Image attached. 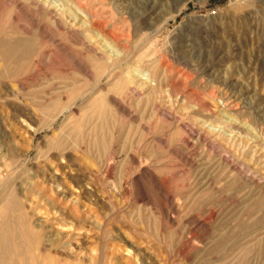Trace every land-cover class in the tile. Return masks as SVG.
I'll return each mask as SVG.
<instances>
[{"label": "rangeland", "instance_id": "rangeland-1", "mask_svg": "<svg viewBox=\"0 0 264 264\" xmlns=\"http://www.w3.org/2000/svg\"><path fill=\"white\" fill-rule=\"evenodd\" d=\"M103 1L106 8L101 20L107 29L123 37L131 35L132 41L135 40V23L139 22V5L148 2L156 4L158 8L157 16L152 20L154 28L142 33V46H129L132 62L128 63L129 68L140 67L141 71L158 67V82H155L157 86L154 91L139 89L142 97L138 94V97H132L131 94L123 96L120 91L113 90L110 87L112 81L105 78L101 96L107 93V96L117 97L129 107L131 118H126V126L133 127L130 144L136 149L137 146L147 147L151 151L153 163L160 160L157 167L172 196V202L165 195L162 197L168 217L165 223H158L156 187L147 179L134 188L129 187L130 180L125 183L124 186L130 191V202L125 201L121 194L123 190L117 195L118 209L109 221V229L114 235L115 232L120 233L126 243H111L108 251L110 257L131 264L129 258L133 251L127 248L134 245L137 252H152L153 264H244L240 236L244 202L243 194L238 189L244 186L246 169H250L256 181L264 179V3L259 0H113L114 5H110L112 1ZM99 2L96 0L94 3ZM25 3L27 0H21L19 5L10 0H0V39L9 32L19 36L20 30L44 37L37 38L38 51L34 60H29V64L27 60L24 67L23 63L20 65L22 68L19 67L20 63H14L7 70L0 60V126L8 133L6 146L12 145L19 152L26 150L34 128L28 122L26 113L17 111L12 102L2 100L5 95L3 86L7 81L6 71H11L14 76L18 70L19 73L22 71L19 80L33 77L35 80L27 83V91L32 95L35 90L37 93L48 83L50 85L54 77L59 76L58 72L63 71V76L78 82V88L74 90L84 89L81 93L87 96L91 85H86L83 76L74 75L75 65L68 61L66 54L70 52L87 57L82 41H86L84 35L91 32L96 38L97 33L90 30L80 17L83 13L79 10L75 21L69 19L67 25L64 22L66 28H60L49 16L37 14V23L42 31L38 32L19 8ZM177 8L180 9L178 13L175 12ZM51 9L58 11L54 7ZM70 22L77 27L69 30ZM157 28L161 29L155 32ZM73 33L78 36L75 37ZM95 40L98 42L101 38L97 36ZM96 42L87 44H94L97 53L101 54ZM140 56L144 58L140 60ZM40 59L41 65L37 69ZM160 59H163V66L159 63ZM88 64L90 70L95 71L92 64ZM22 69L28 70L30 77ZM80 104L81 101L78 109L83 108ZM155 105L161 111L156 110ZM64 119L65 116L59 117L50 130L38 134L36 144L46 146L49 137L56 134L54 131ZM141 119L146 129L144 125L139 126ZM199 134L202 136L196 142ZM155 137L165 139L164 148ZM34 152L35 148L31 156ZM3 154L5 151L0 146V157ZM43 165L45 168L43 163L39 167L44 169ZM117 173L112 178L116 183ZM56 174L64 177L59 171ZM202 175L210 177L211 187L201 185L204 182ZM35 179L32 182H40L38 185L44 187L41 179ZM56 186L46 185V193L60 200L61 197L55 195ZM142 187L151 203L141 211L136 208L134 200L139 197ZM65 190L68 200L62 206L67 207L69 212H75V198L80 189L69 184ZM98 195L100 199L106 200L107 195ZM193 197H196L194 203ZM208 198L211 199L210 207L214 214L206 223H199L197 221L205 219ZM229 199H233V203ZM83 203L88 226L82 231H72L77 243H83L88 249H84L85 254L97 246L99 232L93 225L102 226L105 223L104 215L110 212V207L105 204L104 207L108 208H101L102 202L98 204L100 207L85 200ZM116 215L123 216L127 222L120 221ZM52 216L50 213V218ZM39 217L46 218L45 215ZM231 228L237 233L234 249L226 239ZM116 243L120 248L116 247Z\"/></svg>", "mask_w": 264, "mask_h": 264}, {"label": "bare ground", "instance_id": "bare-ground-1", "mask_svg": "<svg viewBox=\"0 0 264 264\" xmlns=\"http://www.w3.org/2000/svg\"><path fill=\"white\" fill-rule=\"evenodd\" d=\"M10 1L18 5L21 2V0ZM95 1L27 0L25 5L21 4L19 7L25 14H23L24 18L34 24L38 32L41 31V26L37 23L38 18H36L39 13L51 17L52 21H55L60 28H66L69 19L75 21L77 11H81L83 15L80 17L82 16L83 21L89 25L91 31L97 32L96 38L91 32L86 33L85 40L92 44L93 41L96 42L97 36L100 37L101 41L96 43L103 54H98L97 49L93 47L94 44L93 46L89 45L82 39L87 57L70 52L66 54L68 61L75 65L74 75L83 76L86 79V85H91L87 96L81 93L84 90L82 88V91L78 90L80 93L74 90L78 88V82L63 76L65 74L63 71L58 72L59 76L54 77L51 86L48 83L46 87L42 88L43 90L37 93L34 88V95L27 91V83H32L35 80L33 77L19 80L18 76L22 71L19 73L18 70L15 76L10 73L11 71H6L5 79L7 81L3 86L5 95L2 100L12 102L17 111L26 113L27 120L33 125L34 131L28 140L26 150L19 152L12 145L6 146L9 140L8 133L0 126V146L5 151V154L0 157V264H124L120 259H113L109 255L111 243L116 241L126 243L120 233L115 232L114 235L111 232L109 221L113 219L118 209L116 199L122 190L121 194L125 201L130 202V191L124 186L129 180L131 188L140 184L144 179L156 187L157 202L155 207L158 223H165L167 220L168 215L162 197L165 195L172 202V196L157 167L160 160L153 163L151 151L147 147L137 146L138 149H136L133 144H130L132 143L133 133L131 130L133 127L127 128L126 126L128 122L126 118H131L129 107L121 99L112 95L107 96V93L106 96L104 94L101 96L105 78L112 81L110 87L120 91L123 96L129 94L132 97L137 94L141 96L139 89L154 91L157 86L155 82H158V67L145 68V71H141L140 67L129 68L130 64L128 65V63L131 61L129 46L132 44L142 46L141 43L144 40L142 33L144 30L154 28L152 20L157 16L158 8L156 4L151 5L148 2L139 5L141 8V11L137 12L139 22L135 23V29L133 28L135 40L132 41L131 35L123 37L115 31L107 29V25L101 20L106 5L103 0H99L100 4L94 3ZM110 1H112L110 5H114L113 0ZM259 1L264 3V0ZM175 12H180V9H175ZM141 20H144L143 23H140ZM71 22L68 24L69 30L77 27L75 23ZM161 28L154 31H160ZM30 32L25 30L21 32L20 30L19 36H14L9 32L5 38L0 39V60L7 70L14 63H20L19 67L23 63L22 67H24V64H29V60H34L36 51H38V39H44V37L41 35L36 37ZM76 33H73L75 37L78 36ZM108 42L115 45L112 46ZM37 55L39 56V54ZM143 58V56L139 57L140 60ZM39 62L41 59L37 63V69L41 65ZM88 63L92 64L95 71L90 70ZM125 63L128 66L123 68ZM159 63H162L163 66V59H160ZM22 70H25V73L28 71ZM87 79L92 82L89 83ZM130 100L132 101V99ZM80 101L83 108L78 109ZM155 109L161 111L157 105H155ZM61 116H65V119L54 131L56 134L53 132L55 135L49 137V143L46 146L36 144V136L50 130ZM143 125V119H141L139 126ZM201 136L199 134L196 142ZM156 139L159 145L164 148L165 139L162 137ZM33 148H35V152L31 156ZM117 159L121 160L116 162ZM41 163L45 164V168L44 165L42 167L44 169L39 167ZM57 171L61 172L64 177L58 176ZM116 172L119 174L118 183L112 179ZM245 172V175L241 173L244 175V186L242 185L241 190L238 189L239 193L243 194L244 202V221L241 223L240 229L243 262L244 264H264V182H261L264 179L256 181L255 176L253 177V174L250 173V169H246ZM135 175H137L136 181ZM36 177L41 179L44 187L38 185L40 182H32ZM203 179L204 182L201 185L210 186V177L205 175ZM69 184H74L80 189L75 198V212H69L67 207L62 206L68 200L65 188ZM46 185H52V187L57 185L55 195L61 197L60 200L46 193ZM61 187L62 189L59 190ZM98 193L107 195L106 200L100 199ZM196 197H193V203ZM83 200L89 201L97 207L101 202V208L105 204L110 207V212L104 215L105 223L102 226L93 225L99 232L97 246L89 249V252L85 254L83 251L87 248L83 243H77L72 231V229L82 231L88 226L87 218L84 215L86 211L82 209ZM229 200L233 203V199ZM150 203L151 200L142 187L134 204L138 210L142 211ZM210 205L211 199L208 198L205 219L197 222L206 223L213 216L214 212ZM50 213L53 215L52 218H50ZM40 215H45L46 218L42 219L39 217ZM116 217L120 221L127 222L123 216L116 215ZM236 238L237 233L235 229L231 228L226 239L232 248H235ZM118 245L116 247L120 248ZM127 249L133 251V255L129 258L131 264L154 263L152 252H137L134 245L128 246Z\"/></svg>", "mask_w": 264, "mask_h": 264}]
</instances>
